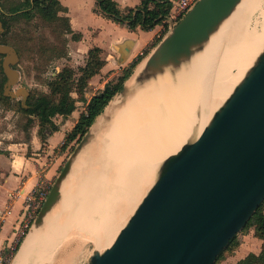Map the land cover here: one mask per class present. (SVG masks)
I'll return each instance as SVG.
<instances>
[{
  "label": "water",
  "instance_id": "95a60500",
  "mask_svg": "<svg viewBox=\"0 0 264 264\" xmlns=\"http://www.w3.org/2000/svg\"><path fill=\"white\" fill-rule=\"evenodd\" d=\"M241 2L199 0L149 55L138 81L188 63ZM0 55L6 56L9 92L19 81L11 67L19 58L5 45ZM125 91L124 85L118 94ZM16 96L27 100L29 94L21 89ZM71 165L51 189L34 226L58 202V186ZM263 203L264 49L199 137L163 161L156 182L113 244L95 252L88 264H216Z\"/></svg>",
  "mask_w": 264,
  "mask_h": 264
},
{
  "label": "bare ground",
  "instance_id": "6f19581e",
  "mask_svg": "<svg viewBox=\"0 0 264 264\" xmlns=\"http://www.w3.org/2000/svg\"><path fill=\"white\" fill-rule=\"evenodd\" d=\"M261 2L242 0L204 50L180 69L168 70L141 83L138 78L148 59L137 68L125 83L124 95L114 98L96 120L74 156L68 175L58 186L64 191V195L60 194L64 198L63 210L51 218L58 220L65 210L68 215L64 223L48 226L47 216L51 211L44 215L32 228L12 264H42L50 241L64 237L71 225L79 222V232L93 238L105 234L99 247L109 248L113 244L118 226L135 213L157 165L180 151L191 135L199 137L263 50L264 13L257 24L259 37L249 41L246 36ZM126 97L129 99L121 108L120 117L114 120ZM121 98L122 102L108 114V109ZM114 133L117 136L104 143L106 135ZM87 157L93 168L83 175ZM94 196L96 201L90 202ZM115 208H119L116 212L124 209L120 217L110 223L106 218L100 219L82 228ZM54 252L50 253L51 257Z\"/></svg>",
  "mask_w": 264,
  "mask_h": 264
},
{
  "label": "rangeland",
  "instance_id": "374dc122",
  "mask_svg": "<svg viewBox=\"0 0 264 264\" xmlns=\"http://www.w3.org/2000/svg\"><path fill=\"white\" fill-rule=\"evenodd\" d=\"M27 1L28 0H0V7H3L4 9V13H0V18H4L5 20L4 23L0 21L3 26V30L0 32V45L9 46L14 49L19 58L18 63L11 65L12 69L18 72L19 81L17 84L13 85L11 90L8 92L6 91L8 79L4 72V61L6 56L0 55V153H3L4 149H6L10 144L26 140L29 137L31 130L39 128L37 120L35 121V124H30L28 122L29 116L22 110V108H26L28 99L30 100L33 97L43 94H50V83H52V81L64 68H73L78 72L80 68L85 67L88 61V55H84V52L79 50L76 41L73 40V36L65 34L66 14H64L63 11L59 10V15L55 18V14L53 16L48 15L47 12L42 10L40 7L29 9L26 4ZM262 3L263 0L254 13L246 31V36L249 41L259 37V28L257 24L264 13V5ZM16 8L21 10L20 14L13 15L10 13L12 9ZM3 14L5 15L2 17ZM140 57L142 62L138 68L146 61L149 55ZM133 62L129 63L125 68H123V70L119 71L118 75L115 76L112 81H117L119 77L124 75ZM135 69L136 68L133 69V74ZM21 89L27 91L29 94L27 100H25L23 96H16V93ZM121 95L124 94H118L115 99ZM80 99H82V97ZM128 99V97L125 98L114 120H118L122 111L121 108L124 107ZM122 100L123 98L113 104L112 108L108 109V114L112 109L116 108ZM80 107L82 108L83 106ZM116 136V133L106 135L104 143L106 142L107 144ZM84 139L79 143L76 141L71 144H64L60 147V151L56 154L59 156L58 169L54 179L50 182L52 188L58 184L59 178L66 165L69 162H73L75 158L74 156H76L79 148L84 142ZM194 139H196V136L191 135L187 138L186 143L193 141ZM88 157L85 159L84 168L86 167V169L82 170L83 175L89 174L93 168L92 163L90 161L88 162ZM161 165L162 163L158 164L154 170V174L152 173L151 181L148 184L149 187L146 186V189H144L145 192L142 195L143 197L141 196V201L137 203V207L156 182ZM62 191L61 194L64 195V191ZM63 199L64 198L60 195V203L58 200L56 203L57 205H55L50 214H48V223L46 222V225L49 224L48 226H51L56 223L58 224L59 222L62 224L64 223V220L68 215V212L65 210L60 213V218L58 220L56 218H51L53 215H56V213L63 210ZM90 199V202L96 201L95 196L90 197ZM115 210L117 211L119 208H115L107 213H104L99 219L91 221L82 228L88 227L96 221L100 219L104 220L105 218L106 222L110 223L120 217L124 209L120 208V211L118 212ZM127 222L124 224L121 223L120 226H118V234L126 226ZM78 224H80V222ZM78 224L71 225V228H69V231L64 235V237L50 241L47 257L42 264H88L95 252L102 253L107 249L106 246L99 247L105 237V234H99L93 238V236L88 235V233L79 232L78 230L80 226ZM73 238L74 240H71ZM240 241H242V239H240L239 242ZM52 251H55L53 257L50 256ZM226 257L227 255L224 259H226Z\"/></svg>",
  "mask_w": 264,
  "mask_h": 264
},
{
  "label": "crops",
  "instance_id": "0c3cea01",
  "mask_svg": "<svg viewBox=\"0 0 264 264\" xmlns=\"http://www.w3.org/2000/svg\"><path fill=\"white\" fill-rule=\"evenodd\" d=\"M57 1L66 10L72 31L80 36V41L76 42L79 50L84 52V55H88L94 48L102 50L105 65L100 74L90 80L85 95L86 102L79 99L77 94H73L77 100L75 112L68 117L59 116L53 120L57 127L55 132H48L43 140L39 135V128L31 130L26 140L10 144L0 153V252L11 238L21 217L24 197L40 182L50 183L54 179L59 164V156L56 154L66 143L67 136L85 113L91 99L104 90L129 63L141 55H150L168 34L163 23L150 31L141 28L132 31L126 24H120L99 12L97 0ZM114 1L123 13L140 8L143 2ZM14 192H20L22 197L12 199ZM238 239L242 241L236 252L227 255L219 264H238L248 255H259L264 251V240L255 236L254 229L241 233Z\"/></svg>",
  "mask_w": 264,
  "mask_h": 264
},
{
  "label": "trees",
  "instance_id": "16d2710c",
  "mask_svg": "<svg viewBox=\"0 0 264 264\" xmlns=\"http://www.w3.org/2000/svg\"><path fill=\"white\" fill-rule=\"evenodd\" d=\"M26 4L29 9L40 7L48 15L53 16L55 14V18L59 15V10L66 14V10L57 0H28ZM171 7L172 3L170 0H143L140 8L123 13L114 0H97L99 12L120 24H126L132 31H136L138 28L144 31L154 29L163 23ZM3 10V7H0V13H4ZM20 12L19 8L10 11L13 15H18ZM0 21L2 23L5 22L4 18H0ZM65 22V34L72 35L73 40L76 42L80 41V36L74 34L67 17H65ZM141 60V57H139L138 60L130 65L131 67L124 75L119 77L117 81L109 82L104 90L91 99L85 113L81 115L79 122L67 136L66 145L76 141L79 143L83 140L95 124V121L105 112L110 102L123 90L125 83L133 74V69L138 68L142 62ZM104 65L105 61L102 59V50L94 48L88 53V61L85 67L80 68L78 72L73 68H64L50 83V94H43L30 100L28 99L26 108H22V110L29 116L28 122L30 124H35L37 120L39 135L43 140H45L48 132H55L57 130L53 121L56 117H68L75 112L77 100L74 99L73 94H77L80 98L82 97L81 100L86 102L85 95L89 82L93 77L100 74V70ZM250 229L255 230V236L258 239L264 240V203L242 233ZM239 246L240 242L237 237L219 256L216 264H219L226 255L233 254ZM238 264H264V251L260 255L250 254Z\"/></svg>",
  "mask_w": 264,
  "mask_h": 264
},
{
  "label": "built area",
  "instance_id": "2783aa9c",
  "mask_svg": "<svg viewBox=\"0 0 264 264\" xmlns=\"http://www.w3.org/2000/svg\"><path fill=\"white\" fill-rule=\"evenodd\" d=\"M198 1L199 0H171L172 7L163 21L166 32L169 33L175 28ZM138 58L136 60H138ZM51 189L52 187L49 182L42 181L31 193L24 197V208L21 217L13 230L11 238L0 252V264L13 263L22 244L34 227L40 211L50 195ZM21 197L22 195L20 192H14L12 194V199H19Z\"/></svg>",
  "mask_w": 264,
  "mask_h": 264
}]
</instances>
